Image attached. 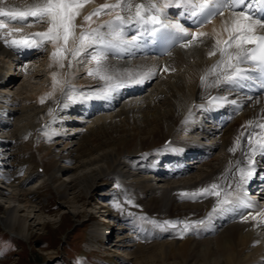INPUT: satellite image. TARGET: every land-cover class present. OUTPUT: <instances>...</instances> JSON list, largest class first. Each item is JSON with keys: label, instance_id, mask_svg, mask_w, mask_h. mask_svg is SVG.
I'll use <instances>...</instances> for the list:
<instances>
[{"label": "bare ground", "instance_id": "bare-ground-1", "mask_svg": "<svg viewBox=\"0 0 264 264\" xmlns=\"http://www.w3.org/2000/svg\"><path fill=\"white\" fill-rule=\"evenodd\" d=\"M92 1H97V3H102V1L100 0H87V2L83 4V7L81 9H86ZM130 1L132 2L133 0H130ZM12 2H14V0ZM27 2L31 3L29 0ZM3 5L6 6V3L4 1H3ZM230 16H231V12H225L223 17L217 16L211 21V24L206 28V30H208L213 35L211 36V38L225 33L222 31V22ZM75 23H76V20H75ZM78 28L79 26L77 25L75 29V34L69 38V41L67 44L68 46H71L74 40H76V44L71 48V50L79 44L78 37L82 31H80L81 29H78ZM203 30H201V32ZM83 32L87 33L86 31H83ZM111 33L113 34L114 32L111 31ZM11 38H14V35ZM48 42L52 49L53 48L56 49L57 45H55L50 40H48ZM94 46L95 45L86 47L87 48L86 50H89L90 48ZM99 52H101L103 56V59L101 60V65L102 64L103 65L101 66V72L98 74L99 76H101V75H104L105 73L104 64H110L109 60H112V59L109 58L110 53H107L105 51H99ZM52 53L51 55H49V59L51 61L50 63H53L54 67L55 66L60 67L61 63L59 62V55L57 57H53ZM206 54H208L207 50H206ZM0 55L1 56L3 55L4 57H6V60H8L9 65L12 64V62L14 61L15 66H17L16 63L19 64L21 63V61L29 59V58H22V56L18 53L17 50L9 48L6 44H4V41L2 38H0ZM33 56H36V55H33ZM170 56L171 55L167 57L163 56L160 58H156L151 63H148V61H145L143 56L139 54H135L134 59L137 65H135L134 63L127 64V66L125 67L127 70L134 71V73H137L138 77H140L144 73L155 69V75H156L158 73V69L160 68V66L163 65V67L161 68L160 75L164 76V74H167L168 77H166L163 83L160 84L154 91L147 90L146 93H143L137 96H127V94H124L122 90H116L114 91L115 96L112 99L113 107L110 110L111 111L110 113L105 112L104 114H101L102 111L97 110L96 117H92L95 111H93V113L89 115L91 117L89 120L92 123V126L89 128L87 127L88 129H86L85 133L88 135L84 133L85 136L83 135L84 137L82 138V139L85 138V140L82 142H79L78 151L80 152V156L84 158L87 155L91 154L92 146L95 143H97L96 141H101L104 138L105 140L103 141H105L104 143L105 145L104 147L102 146L103 149H101L102 150L101 154H98V156L93 159L94 161L100 162V165L98 166V168L95 170L88 171L84 173L83 175H80L76 178L77 183L82 185L84 191L87 192L89 190L90 186L92 185V178L94 177L93 174L95 173L97 175H103L105 173L113 171L115 173H120V175L122 176L127 175L126 171H124V167L119 166V164L121 163L120 157H122L123 155H126L129 157L130 159L129 163H131L129 167H131V170H134L133 172H135V170L138 168L137 165H138L139 159H143L144 157V155H136L138 151L143 150V149H147V150L150 149L151 152H154L153 150L156 149L157 146L163 145V141L167 138H170L171 141L175 140L178 142L179 141L186 142L185 140L180 139L179 137H176L173 135V132L176 131L177 129L180 131H183V128L185 125L187 127V130L189 131L192 130V125L194 124L196 128H200V130H202L201 129L203 125L202 119L206 118L209 124L204 130L201 131V133L204 134L205 131L209 130L207 128H212L215 131L218 126L214 124V121L210 119L211 118L210 116L200 112L202 106L201 105L199 106V102H198V99L200 96H204L207 92H209L207 91L205 93H202V91L209 89V90L217 91L218 96L222 95L230 100V102H227V103L225 102V105L227 107V114H230L231 109L233 110V108L237 107L236 102H240L241 109L240 110L239 108L234 109V111L236 110H239V111H238V114H235L234 116L232 115L233 125L232 123H230L231 122L230 121L224 128L216 130L218 132L216 133V136L213 139H211L212 143L207 142L211 145H207V143H205L204 141H200V140L196 141L198 143L197 146H199L201 150H203L204 148V149H209L211 152L207 158H205L204 160H198L197 162L201 164L203 163L202 165H205L206 169L201 171L199 176H194L192 175L193 173L186 176L185 179L187 177L188 179H186V181L182 183L181 186L183 187V189L186 190V193L187 192L194 193V192H198L200 189L208 187L209 185L213 183H216L220 186V189L218 190L228 189L229 186H231L230 190L232 191L233 196L235 197L237 195V190L234 189L233 187H235L236 182L240 178L239 169L242 168L241 161L244 158V156L250 152L247 151V145L239 146L243 141H239V143H237V138L234 139L235 136L237 135V129L233 126L234 124L236 125L240 124L242 127H248L250 125L249 121H252V122L256 121V119L261 114L264 113V95L258 97L256 94L242 93L243 95L242 97L240 96L236 97L234 95V90H230L231 91L230 92L229 90H226L227 88L223 87L222 84H217L216 81L217 79L221 78V75H218L216 71L212 73L209 72L210 68L208 67V65L212 68V66L215 64L214 60L211 58L203 59L200 62L196 60L195 63H188L184 59V57L181 55H178V53H175L174 58ZM38 58H39L38 55L34 57L35 60H37ZM115 59L120 60L121 58L115 57L113 60ZM30 61L32 60L24 61V62H29L27 65V67L29 68L28 72H31V75H33V77L38 78V76H41V71L39 70L41 68L38 67L39 71L36 68H34L31 71L30 68L33 67L32 65L34 64V62L30 63ZM146 64L147 66L145 67ZM121 66L123 67V65ZM183 66H186L185 69L183 68ZM95 67H97L96 63H95ZM203 67H208V71L206 74L207 79L205 78L204 81L196 82L197 70L198 69L200 70ZM1 69L4 70V67H0V70ZM17 69H19V67H17ZM165 69H167V71H165ZM47 70H48V67H47ZM1 71H0V84H4V86H6L7 83L9 84L11 81L14 80V78H11V76L14 77V73L8 67L5 70V72H1ZM139 71L140 73H138ZM45 73H47V71H45ZM56 73H57V77L60 78L59 80L61 81V86L59 83H57L59 84L60 88L58 89L55 88L56 89L55 94L51 93L53 96L52 97L53 99L50 105H47V107L44 109V111L41 112L40 115H37V114L35 115V120H36L37 125L39 122L44 120V117L46 115H49L50 110L52 108V104L56 100L59 101L58 107L56 109L57 111L62 110V112H68L69 108L70 110L75 109V108L81 109V107L76 106L72 108L70 104L67 105L65 103V98L63 97L69 85L68 81H69L70 75L67 74L66 72L67 78L65 77V79H63L62 81V78H63L62 71L55 72V74ZM50 74L53 77L54 73H50ZM18 75L19 74H16V77ZM104 76H107V75H104ZM55 78H56V75H55ZM23 86L24 85H21L20 89L23 88ZM52 92H54V90ZM193 96L196 97V103L191 108H189L187 102ZM232 101H235V103H232ZM188 110L189 112H187ZM191 111H196V114L191 113ZM72 112H75L74 114L76 115L79 114L76 111H70L71 114ZM151 112L153 113L152 115H151ZM119 115L121 116L124 115L123 118L121 117L123 122L125 121L132 122V125L135 130L133 131V130L128 129L127 136H126L127 134L126 133L124 136H118L117 138H114L110 136V133L118 131L116 130L115 125H110V124H114V122L111 121V123L108 124L104 121V119L106 118L110 119L111 117H115V116L117 117ZM139 115L140 117H142V119L136 120L137 116ZM55 118H57L56 114H54L53 116L45 120L42 126H44L46 123L50 125L55 124L54 123ZM183 118H184V121L179 123L178 121ZM81 120L82 119H80L77 122L81 123L82 122ZM67 122H69V120H60L57 129L64 126L65 123ZM85 123L86 122H82L81 124H85ZM3 125L4 124H2V126ZM33 128L34 126L31 129H29L28 131L30 133L29 135L34 134ZM108 128H110V130ZM43 130H46V129L43 127ZM185 135L181 134L180 136L185 137ZM39 136L36 135L34 141H36ZM43 137L41 138L43 139ZM47 137L50 138L49 139L50 141L47 142V148L45 149H50V146H52L53 143L59 144L58 142L55 143L56 138L61 137L62 138L61 142H64L66 135L59 134L58 132H50L47 134ZM4 141L5 140H3L0 137V142H2V144L4 143ZM187 142L190 143L188 139H187ZM230 148H234L235 151H229ZM33 149L34 150L36 149L37 151H39V148L32 147L31 149L29 148L30 153L27 152L25 142H24L23 157L27 161H29L32 164V166L34 165L35 168L37 166H43L42 162L44 160L45 165H47V167L45 166L42 167L44 170V174H47L46 178L49 181L52 180L51 182H53L54 179L56 178L54 176L55 172L63 168H61L60 165L57 164L58 160L53 159V156H51L52 159H50L49 161L46 160V157H49L46 154L44 155V158L42 156V159H40L41 156L36 155L37 153L34 154ZM42 151H44V149ZM71 151L72 150H70V152ZM39 152L43 155L41 151ZM25 153H27L26 156H25ZM67 156H69V154ZM61 157H64V156L61 155L59 157V160L61 161L64 160L65 162H69V159L67 157H64V159ZM185 157H187V160H189L190 158V157L188 158L187 155ZM195 157L196 156H194L193 158ZM71 160H74V159L72 158ZM214 161H217V162L215 163ZM39 162H41L42 165H40ZM80 162L82 164H85L87 160L85 161L81 160ZM89 162H92V161H89ZM22 169H23L22 167L17 166L16 167L17 174H10L6 172L5 170H2L0 167V175H2L3 180H5L3 181L5 186L11 188L10 191L6 190L4 193H2V191L4 190L1 191V194L3 195L7 194L4 197L7 200L6 203L8 204L7 205L8 207L6 208V211H7L6 215L0 216V222L8 231L13 232V233H18V232L25 233L26 229L29 226L27 224V218L30 213L28 212L27 213L28 215L26 214L25 216H23V215H20L18 212L19 210H22L20 207L21 202L19 198L20 190H18V188H22V186H19V184H22L23 182H25V180L23 179L25 178V176L21 174ZM199 169L200 168L196 169V172L199 171ZM190 170L191 169L185 170L184 174L190 172ZM132 174H135V173H132ZM137 179L138 181L145 180L144 178L140 179L139 177H137L136 182H137ZM19 180H23V181L19 183ZM61 184L62 183H60V186ZM135 187L138 188L139 191L137 192L140 193L138 195V200H140L142 204L146 205V207H144L146 208V211L154 212L153 210H156L161 213H166L172 217H180V215L183 214L182 211H185V210L192 211L193 210V211L201 212V214H198L196 218L203 217L202 219H195V221H205L206 217L209 216V214L211 213L210 210H212V209H209L207 211L209 202H212L215 205L217 204L216 196L205 195V196H201V198L199 199L197 203L195 202L187 203L186 202L181 206L177 203V201H175V198L177 195L176 192L179 190V187L176 185V183L172 184V182H165V184H161V185H159V183H156L154 185L150 183V184H146L143 186H140L139 183H136ZM191 188H194L195 191H191L190 190ZM124 190H127L126 186L124 187ZM28 192H32V191H28ZM149 192L150 194L151 193L154 194V196H152V198L147 202L143 198H145L144 195H146ZM8 193H10V196H8ZM25 195L28 196L29 198L30 194L28 195L27 193H25ZM239 195L241 196V198L245 199L246 203L251 202L252 204L250 209H240L239 211L240 216L242 217L243 220L245 219L244 217L246 216L257 217L256 219L249 218L247 219V221L251 222L250 228L253 224H255V227H258L260 224L258 221L264 220V217H260L258 215L259 213L264 212V204H258L257 202L251 201L248 198L249 195H247L245 191L239 192ZM224 198L225 197L222 194L221 199H224ZM177 211L179 212L177 213ZM224 214L228 216L231 214V212H227ZM219 217L221 220L223 219L221 216ZM151 220L152 219L149 218V222ZM228 223H229V226H227L222 231L223 233H221V235L219 234L218 238H215L218 240L216 241L217 244L215 243L216 245L213 244L212 239L207 240V238H205L201 240H196L193 237L186 236L178 240V243H175L173 245V248L171 247L173 250L169 254V257H173V258L179 257L173 260H178L181 258L183 259V260H180L182 262L173 261V262H176L175 264H181V263L182 264H261L255 260V257H253L254 254L250 256V253L253 252V250L254 251L256 250V248L252 247L253 245L251 246V244L256 245V243L258 242L257 236L259 234L257 235V233L260 232L262 227L256 228V231H252V232L248 230L246 235H242L243 228H245L244 226L246 224L241 225L237 221H232V222L228 221ZM197 224L198 223H195L193 227H195ZM15 227H17L21 231L16 232ZM94 232L104 233L106 232V230L103 232H100L97 229H95ZM198 233L199 234L205 233V228L199 230ZM139 236L141 237V233L139 234ZM241 238L246 239L245 241L248 242V244H246L244 248L240 250L236 247L235 240L236 239L239 240ZM140 244L142 243H136L135 245H140ZM257 245H259V242ZM260 245H262L260 247V250L262 249L261 252L263 254H260L261 253L260 252L256 257H262L264 259V249H263L264 239L261 241ZM164 247L165 246L161 243V248H164ZM117 249H118V246H117ZM194 256L201 257L200 259L201 262L197 259L192 260ZM143 261H145L144 258L141 261L136 262V264H145L147 260L145 262ZM160 262L162 264H167L165 260L160 261Z\"/></svg>", "mask_w": 264, "mask_h": 264}, {"label": "rangeland", "instance_id": "rangeland-1", "mask_svg": "<svg viewBox=\"0 0 264 264\" xmlns=\"http://www.w3.org/2000/svg\"><path fill=\"white\" fill-rule=\"evenodd\" d=\"M34 25L37 26L38 24H34ZM17 26L18 25H14V29H17ZM31 28L32 27H29L28 30ZM44 31H46V29H44ZM11 35H12L11 37H13L14 34L11 33ZM48 47H49V52L47 53L48 54L47 56L49 57V55H51V53L53 51H55V49L53 48L54 49L53 50L50 47L49 42H48ZM72 56H74V55L72 54ZM0 57H1V55H0ZM2 57L4 58V60H2V62L5 63V66H0V67H4V70L1 69L2 71L1 70L0 71L5 72L7 67L11 69V66H10L11 64L10 65L8 64V60H6V57H4L3 55H2ZM37 60H38V62H36ZM37 60L33 59L32 61H30V63L34 62V64L36 63L38 66L41 65V67H42L44 59L39 57ZM50 62L51 61H49V63ZM25 63H27V64H25ZM28 63L29 62H23L22 63L24 66L23 71H22V73H24V76L28 75V73L24 71L25 67H26V71L29 70V68L27 67ZM49 63H48V65H49ZM48 65L45 63V66H48ZM64 66H65L64 64H61L60 67L55 66L52 70L53 72H49L48 70H46L47 73L44 74L46 77L48 75L50 78L49 91L47 93H49V95H51V96H52L51 93L55 94V92H56L55 90L60 88L61 81L59 80L60 78L57 77V73H56V78H55V83H54V77H52L50 73L60 72L64 68ZM14 67H15V63H14L13 68ZM11 71L14 73V77L11 76V78H15L16 74L20 75V73H21V70H19V69H17L16 72L13 71L12 69H11ZM70 73H74V72L67 71V74L70 75ZM81 78H84V76H81ZM38 80H40V79L39 78H37V79L31 78L28 81H19V83H18L19 89H20L21 85H24L23 88H21L20 90H15L14 86H7L6 85L5 87L4 86L0 87V92L1 91H3V92L8 91L10 93V94H7L8 98L10 100H12V99L14 100L15 97L19 98L18 99L19 102L15 100L16 101L15 102V107H16L15 111L16 112H15V115L13 116V119H12L13 125L9 126L8 134H10V132L11 133L16 132V130L19 128L17 133L20 136L22 133L28 134L29 129H31L33 126H34V128L36 126L39 127L36 124L35 115L36 114L40 115L41 114L40 112L42 111V109L44 110L47 107V105H44L43 103H41L40 101L37 100L38 99V97H37L38 92L40 91L39 94H42L43 92L41 91V89L44 87V85H43L42 88H40L41 82H39ZM62 81H63V78H62ZM163 81L164 80H162L161 83L157 84L156 86H154L152 89H149L148 91H154L160 84L163 83ZM37 82H39V83H37ZM78 82H80V81H78ZM57 83H59L60 86ZM0 85H2V84H0ZM53 89H54V92H52ZM0 97H1V95H0ZM2 99H5V97H2ZM42 104H43V107H42ZM12 109L8 108V114H11ZM152 114L153 113L151 112V115ZM122 116H120V117L115 116V117H111L110 119H108V118L104 119V121L108 124H110L111 121L114 122V124H110V125H115L116 130H118L117 132L110 133V136H112L114 138H117L118 136H124L128 132V129L133 130V131L135 130L133 125H132V122H126V121L123 122L122 121V119H121ZM56 117L60 120H67L65 117H58L57 115H56ZM70 117H72V116H70ZM140 119H142V117H140V115L137 116L136 120H140ZM69 122H70V120H69ZM82 122H85V121H82ZM35 124H36V126H35ZM58 124H59V122H58ZM235 125L236 124H234V126ZM23 126H25V127L22 129L21 127H23ZM91 126H92V124H90L87 127L89 128ZM43 127L44 128L47 127V128H45L46 130H43ZM57 127L46 123L44 126L41 127L43 132H38L36 135H38V136L40 135L39 137L44 136L43 137L44 140L50 141L49 140L50 138L47 137L48 133H50V132H58L59 134L62 133L61 130H55ZM34 128H33V132H34ZM108 129L110 130V128H108ZM119 129H121L122 131ZM84 133L79 135L80 137L79 136L74 137L72 140L74 143H72L71 146L64 147L65 144L67 145V142H65L63 145H61V144L56 145L53 143L52 147L56 145L55 149H53V150H51V148L45 149V148H47V146L46 147L40 146V143H42V142L39 140V137L37 138L36 141L31 140V143L34 142L33 145H31V143H30V136H32V135H29V137L23 138L27 152L30 153L29 148L30 149L32 147L33 148L34 147L39 148V151H41L43 153V155L39 151H37L36 149L35 150L33 149V153L34 154L37 153L36 155L41 156L40 159H42V156L44 158V155L46 154L47 156H49V157H46L47 161L52 159L51 156H53V159L58 160L57 164L60 165V167L63 169L55 172L56 178L53 181V183H55V185H56V189H57L58 193L52 191L51 187L44 185L41 188L36 189V191H34V195L32 197L28 198V196H26L25 193H27L29 195L30 193H28V191H32L30 189L35 188L38 185L37 181H39V180H37L35 182L33 181L27 185L25 184L22 188H18V190H20L19 198H20V202H21V203L20 202L19 203L21 204L20 207L22 209V210H19L18 212L20 215H23V216H25L28 212L30 213L29 215L27 214L28 215L27 224L29 226L26 229L25 233H22V232L16 233L23 240L17 241L16 239H14L11 236H7L3 233H0V240L3 238V242H5L6 246H8V250L5 251L6 248L3 247V249L0 251V264H52L54 259H57V255L60 254L64 257L65 252L68 254V258L71 259V262L73 264H78V263L79 264H81V263L82 264H97L98 255L94 251H89L87 253L81 252V249H80V246H79L77 240L79 238V234L83 235L82 231L85 233L84 234L85 237L83 239L82 244L85 245V243H87V244H92V247L97 246L98 247L97 248L98 253L102 254V253L107 252L105 254L110 255L111 252L113 251V249H117L119 242H117V240H116V237H117L115 234L116 232L113 233V236H110L111 239L109 240L110 241L109 246H111L110 247L111 249H106V248L102 247L101 245H98V243L93 242V240L95 238L94 234H92L91 236L89 235V232H94L95 229H97L100 232L105 231V229H103V228L106 227V225L102 221L100 222V218L98 217V212H97V205L93 201L94 199L89 200L88 194H91L92 198H96L93 191H92V193H90V189L87 192L84 191L82 185L77 183L76 178L80 175H83L84 173H86L88 171L95 170L98 168V166L100 165V162L94 161L93 159L96 158L98 156V154H101V151H102L101 149H103V147L105 145L104 144L105 141H103V140H105V139L103 138L101 141H96L97 143H95L92 146L91 154L82 158L80 156V152L78 151L79 150L78 148H79V142H82L85 140V138L82 139L85 136ZM8 134H5V135H8ZM86 135H88V134H86ZM127 135H128V133L126 134V136ZM0 137L2 139L4 138L2 136H0ZM61 141H62V138H56L55 143L56 142L60 143ZM204 142L205 143H207V142L212 143V140L204 141ZM15 144L20 145L21 143L15 142ZM43 149H44V151H42ZM62 149L65 150L64 152H62L63 154H65V153L70 154L71 156L75 157L74 158L75 160H77L71 166L64 163L65 162L64 160H63L64 162L59 160V157L61 155L56 154V152L58 153L60 150L62 151ZM70 150H72V151L70 152ZM26 155H27V153H25V156ZM62 156L65 157V155H62ZM64 157H61V158L64 159ZM120 159H121V157H120ZM81 160H84V161L87 160V162L85 164H82L80 162ZM60 161H61V163H59ZM89 161H92V162H89ZM214 162L216 163L217 161H214ZM42 163H43V166L47 167V165H45V163H44V160ZM18 166L21 167L20 165H18ZM198 167H204V168H200L199 171H197V172L195 171L196 174H192V175L199 176L201 171L206 169V166H204V165L199 164ZM22 168H23V165H22ZM34 168H35V166H34ZM42 171L44 173L43 168H42ZM34 173H35V171H34ZM46 176H47V174H46ZM93 176L94 177L92 178V187L93 186L97 187V183H94V182L101 175H97L95 173V174H93ZM21 177H22V175H21ZM134 178L135 177H131V179H130L129 177H127V182H129L130 180H133ZM177 178H179V177H177ZM23 179L25 180V178H23ZM186 179H188V177ZM186 179L179 184L184 183L186 181ZM135 182H136V179H135ZM53 183L51 182L52 185H53ZM60 183H62L61 186H60ZM129 183L132 184L133 182L130 181ZM137 183H139L140 186L145 185L142 183V181H138V179H137ZM16 184H17V182H16ZM176 185H178V183H176ZM19 186H22V185L19 184ZM111 186H114L116 188V185L110 184L109 187H111ZM1 187L2 186L0 185V194H1L2 190H4V191H2V193H4L6 190L10 191V189H11L7 186L2 187V188ZM92 187H90V188H92ZM136 189H138V188H136ZM107 191H110V189H107ZM149 194H150V192H149ZM5 195H7V194H5ZM5 195H3V194L0 195V216L6 215V213H7L6 208L8 207L7 206L8 204L6 203L7 200L4 197ZM48 195L53 198L52 201H54L57 204V208L52 209L51 208L52 203L50 201L46 202L45 196H48ZM8 196H10V193H8ZM133 196H134V194H133ZM152 196H154V194H152V193L150 195L147 194L146 196H144L146 199L145 198H143V199H145L148 202L152 198ZM137 199H138V196H137ZM25 201H27V202H25ZM184 203H186V202H180L178 204L182 206ZM187 203H194V202H187ZM195 203H197V202H195ZM137 204H139V205H137ZM119 205H120V208H118V210L122 211L123 212L122 214H124L125 216H127V215L130 216L129 217L130 219L132 217H133V219H146V218H142V217L146 216V213H144V210H146V208L143 209V205H144V207H146V205L140 204L139 201L136 200V198H133V202H132V201H127V196H126L121 200V203ZM153 211H156V210H153ZM178 212L179 211H177V213ZM197 213L201 214L200 211H198ZM122 214L119 215V217H123ZM151 215H152L153 219L160 220L161 214L156 212L153 214L151 213ZM148 221H149V219H147V222ZM107 226H108V223H107ZM120 227H124V226H120ZM248 230H250L248 227L246 230H245V228H243L242 235H246ZM15 231L17 232V231H21V230H19L17 227H15ZM66 232L71 234V235H69V237L67 238V246L65 247L64 242L59 240L58 237L61 239L62 235ZM221 233H223V232H220L213 237L207 238V240L212 239L213 244H215V243L217 244L216 241H218V240L215 238H218L219 234L221 235ZM114 234H115V236H114ZM261 234H259L257 236V241L259 242V245H257L258 244V242H257L256 245L253 246L256 248V250L254 252L259 251L258 254L262 251V249L260 250V247L262 246L260 244H261V241L264 239V237H263L260 240H258L259 237L261 236ZM124 235L133 237L134 233L133 232L127 233L125 231ZM126 240L128 241V239H126ZM168 240H171V238H167V241ZM245 240L246 239H242V238L239 240L236 239L235 240L236 247L240 250L242 248H244V246L246 244H248V242H246ZM43 241H45V244L49 243L50 246L45 248L44 245L42 244ZM161 243L165 246L164 248H161ZM175 243H178V241L165 242V243L160 241V242H155V243L150 244V245L147 244L148 246L147 245L143 246L142 244H140V245H136L135 249H133L134 248L133 246H130V247L128 246L127 248H125V247L120 248L118 246L119 247L118 249H119V251L123 252V254L127 257V260H128L127 264H136V262L141 261L143 258L145 259V261L147 260L145 264H162L160 261H163V260H165L167 262V264H175L176 262H173V261L182 262L180 260H183L182 258L178 259V260H173V259H176L179 257H174V258L169 257V254L172 252V250H173L172 248H173V245ZM179 243H180V241H179ZM10 244H13V245H10ZM242 244H243V246H242ZM121 245H123V244H121ZM124 245H127V243H125ZM9 246H11V247H9ZM84 247H86V246H84ZM165 248H167V249H165ZM163 249H165V250H163ZM11 250H13L14 252H11ZM260 254H263V253L261 252ZM257 255L254 254L253 257H256ZM123 258H125V257H123ZM161 259H163V260H161ZM195 259H197L201 262V260H200L201 257L194 256V258L192 260H195ZM145 261H143V262H145ZM100 263L101 264H107L104 261H100ZM56 264H68V262L66 260H61V261H57Z\"/></svg>", "mask_w": 264, "mask_h": 264}, {"label": "snow or ice", "instance_id": "snow-or-ice-1", "mask_svg": "<svg viewBox=\"0 0 264 264\" xmlns=\"http://www.w3.org/2000/svg\"><path fill=\"white\" fill-rule=\"evenodd\" d=\"M87 0H33V2L23 9L14 6H4L3 0H0V29H7V32L0 35L4 44L9 48L20 51H29L32 49L40 48L43 46L45 40L52 41L57 45L52 56L57 57L66 50L69 38L75 34L77 27L75 20L80 14V9ZM122 6H127L131 10L132 5L128 3V0H116L114 4H104L94 9L84 17L85 21L90 20L92 15L99 14L104 9H115ZM173 6L176 7L178 15H190L194 24H199L208 20L212 16L219 15L224 16L222 9H230L231 16L222 22V31L228 34L226 40L218 39L215 47L218 49L221 60L217 61L209 70L210 73L215 72L217 69L222 73V79H217L216 83L232 85L233 87H244V82L252 78V69L244 68L242 65L245 63H251L259 70L260 75L257 77L261 79V88L264 89V32H258V29H264V0H161L160 6L157 5L155 0H149L147 7L144 3H138L135 5V12L133 15L125 19L121 15L114 17L115 21H119L120 25L129 24L130 22H136L145 27V33L148 35H164L175 40L186 39L189 36L191 41H196L198 38L206 35L204 32L189 33L182 23H165L164 19L171 13ZM183 6V12L180 11ZM31 17L35 20H44L46 18L48 28L44 32L31 33L29 36L20 38H10L12 32H18L20 29L9 28L8 23L12 22H26ZM255 17V18H254ZM8 21V23L5 22ZM110 27L112 21H107ZM151 26L150 28L147 26ZM121 32H116L115 36L120 37ZM139 39V35H133L131 41L120 40V44L134 45ZM79 44L71 50L72 54L79 55L84 51L86 47L97 44L99 41L104 44L106 49L116 47L117 45L111 41L105 44L104 37L99 33L98 29H91L89 32H81L78 37ZM62 42V44H61ZM187 46V45H185ZM210 52L209 55H213ZM103 56L101 52L97 51L92 55V60L96 62V73L101 72V60ZM167 71V69H165ZM89 74H93V70H89ZM55 73L53 74L55 83ZM155 75V69L144 73L139 78H136L132 74L127 76V79L134 84H142L146 80ZM101 79L111 81L113 78L101 75ZM206 77H201L204 81ZM107 87L111 91H115L120 88L126 87L123 80L116 83H108ZM71 100L72 97H69ZM226 103V98H221ZM43 102V101H41ZM235 103V101H232ZM51 111V110H50ZM264 119V118H262ZM249 121V124H252ZM261 129V133H253L248 138L250 146V155L248 157V166L254 167L255 160L253 157L259 155L261 160L264 161V123L257 125ZM241 136L244 133L240 134ZM240 137H237V143H239ZM229 151H235L234 148H230ZM240 178L236 182L237 195L232 199L233 193L228 189H220V186L216 183L209 185L206 188L200 189L194 193H183L182 195L189 198L196 199L198 196L214 195L217 197V204L213 207V212L219 211V213L235 212L238 209L250 208L251 202L245 201L241 198L239 192L243 191L244 185L248 183L253 175V171H245L244 168L239 169ZM224 195V199H220L221 195ZM120 208L119 204L114 205ZM211 215V213L209 214ZM260 217H264V212L258 214ZM246 220L249 218L256 219L257 217H244ZM203 221H196L195 223H202ZM177 225L184 226V232L189 230L190 225L185 221H168L158 223L156 226L177 227ZM166 230V229H165Z\"/></svg>", "mask_w": 264, "mask_h": 264}]
</instances>
